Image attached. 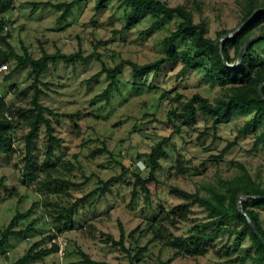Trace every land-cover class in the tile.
Here are the masks:
<instances>
[{
  "label": "rangeland",
  "instance_id": "obj_1",
  "mask_svg": "<svg viewBox=\"0 0 264 264\" xmlns=\"http://www.w3.org/2000/svg\"><path fill=\"white\" fill-rule=\"evenodd\" d=\"M45 1L56 4L68 0H14L13 7L3 15L6 20L3 33L8 34V42L21 56L24 49L33 58L40 57L42 50L72 53L80 49L83 55H93L86 63L69 65L57 61L50 64L38 85L44 91L40 102L56 114L49 115L54 135L61 140L52 151L53 159L58 158L55 173L79 185L50 194L40 190L35 181L26 180L22 170V136L27 127L22 122L15 123L14 151L0 155V179L3 178L0 232L15 213L29 208H32L31 214L20 219L15 229L32 224L34 231L10 237L8 243L0 247V264H11L31 244L51 233L53 203L71 204L113 176L118 179L106 193L100 195L97 191L74 215V229L59 233L67 241L64 264L78 262L79 249L91 259L108 264H240L238 258L253 251L246 237L237 242L233 234L222 231L202 243L203 255L176 254L158 241L147 245L151 234L146 228L149 220L157 217L161 206L169 210L183 202L170 191L172 186L205 194L208 185H216L218 179L238 173V163L243 164L253 178L264 182V146L253 147V133L235 139L238 128L251 115H237L229 123L218 125L216 130H207L212 117L202 113H197L193 124L181 125L182 119L170 115L171 110L180 112L185 100L194 93L210 101L223 93L213 78L204 77L203 68L181 71V60L165 63L158 70L141 76L133 75L130 67L122 64L116 71V86L111 89L108 100L93 99L109 82L103 73L88 85V79L101 70L103 64L113 68L121 60L141 64L162 56L161 40L177 28L179 19L167 21L144 12L129 17L131 7L121 0H112L100 10L95 9L94 0H85L73 7L65 20H58L60 10L33 5ZM162 1L171 6L182 4L192 10L195 22H206L210 38H215L217 31L236 28L241 18L237 0ZM0 48L8 50L1 43ZM175 48L181 52L189 46L178 41ZM250 56L256 63L264 62V42L256 43ZM4 61L8 69L0 75V96L8 104L29 107L34 90L28 67L15 69L14 58ZM175 124L181 125L178 133H172ZM262 128L264 121L257 130ZM170 134L171 139L165 145L168 158L161 161V168L156 172L157 182L148 184L150 201H144L138 188L137 197L131 202L134 174L138 172L141 177L148 174L146 155L153 145ZM229 142H234L232 147L222 158H217ZM45 144L42 126L34 151L39 165L45 158ZM177 163L180 174L176 173ZM37 175L40 180L45 173L41 171ZM259 214L264 229V210ZM208 220L207 212L195 204L185 221L175 225L165 222L166 232L180 236L202 234L211 230L213 224L202 228L201 233L192 228ZM119 223L124 229L122 246L107 241L108 236L119 239ZM224 224L233 226L232 221H224ZM131 231L132 236H128ZM45 246L48 247V243ZM144 246L145 251L132 261L138 248ZM227 249L232 250L230 255ZM57 262L56 253H52L33 264ZM243 264L257 263L247 260Z\"/></svg>",
  "mask_w": 264,
  "mask_h": 264
},
{
  "label": "trees",
  "instance_id": "obj_2",
  "mask_svg": "<svg viewBox=\"0 0 264 264\" xmlns=\"http://www.w3.org/2000/svg\"><path fill=\"white\" fill-rule=\"evenodd\" d=\"M84 1L68 0L56 4L45 1L33 3V5L60 10L61 13L58 20H65L73 7ZM110 1L112 0H94L95 9H103ZM121 1L131 7L129 17L139 12L153 13L167 21L178 18L179 23L175 30L161 40L162 56L141 64L131 60H121L113 68L106 67L103 64L101 70L88 79V85L91 80L103 73L109 78V82L105 89L93 99L103 97L106 101L108 100L111 89L116 86V71L122 64H127L133 75L141 76L158 70L165 63L181 60V71L191 68H203L205 70L204 77L213 78L223 93L212 101L199 93H194L185 100L180 112L171 110L169 112L170 115L173 114L177 118L182 119L181 125H191L195 122L197 113H202L212 117V124L207 130H216L218 125L229 123L237 115L250 114V118L238 128L235 139L245 134L253 133V147L264 146V128L260 131L257 130V127L264 121V62L256 63L250 56L253 46L258 42H264V37L250 44L242 53L241 60L238 61V53L243 43L256 36V33L257 35H264V10L256 12L249 18L254 11L264 8V0H237L241 18L236 28L249 19L240 30L223 40L222 51L220 49V38L232 33L236 28L217 31L216 37L210 38L207 36L206 22L203 20L195 22L192 10L182 4L171 6L162 0ZM193 2L198 6L197 2ZM13 3L14 0H0V43L8 49L5 51L0 48V63L5 62L4 60L7 58H14L17 62L15 69L28 67L29 74L32 76L31 88L34 92L29 107L8 104L0 96V155H9L14 151L12 130L15 123L18 121L22 122L27 127V132L22 136L24 142V164L22 170L27 178L26 180L38 183L40 190H45L50 194H59L67 188H75L79 184L55 173L58 158L56 161L53 159L52 151L54 146H59L61 140L54 135L49 115L55 116L56 114L40 102L44 91L38 85L41 83V75L50 64L57 61L69 65H74L77 62L86 63L93 55H83L80 49L72 53H64L60 50L49 53L42 50L41 56L38 58H33L24 49V55H18L8 42V34L3 33L6 26V20L3 15L13 7ZM178 41L186 42L189 48L181 52L177 51L175 45ZM222 55L225 59H223ZM261 86L262 96L259 93ZM67 116L72 117L70 114H67ZM168 121L171 122V119L169 118ZM181 125L175 124L172 133H178ZM42 126L46 137L45 158L42 164L39 165L34 151L37 147L36 141ZM204 133L200 134V136L204 135ZM171 135L160 139L146 155L144 162L149 169L148 174L145 177H141L138 172L134 174L131 202L137 197L138 188L144 195V201L146 203L150 201L148 184L157 182L156 172L161 168V161L168 158L165 145L169 143ZM233 144L234 142H229L216 157L222 158ZM238 167L239 172L235 175L225 179H218L216 185H208L205 194H201L199 191L187 192L172 186L170 191L177 194L183 202L176 204L169 210H165L161 206L157 217L149 220L146 231L151 234V237L148 239L147 245L158 241L172 248L176 254L203 255L205 248L202 243L217 236L218 233L226 231L233 234L237 242L245 237L248 238L253 246L252 252H247L244 256L238 258L240 264L247 260L257 264H264V244L248 222L250 220L255 224L264 239V229L261 225L259 214L260 210H264V182L253 178L243 164L238 163ZM179 168L180 165L177 163L176 173L178 174L182 173ZM41 171L45 173V176L39 180L37 174ZM117 179L118 176H113L106 181H101L102 185L99 188L75 199L71 204L59 205L58 203H53L54 209L51 223L54 226V231L56 233L72 231L75 227L73 217L78 210L97 191H99L100 195L105 194L110 185ZM2 182L3 178L0 179V187H2ZM239 200L243 213L238 211ZM195 204L207 212L209 220L195 224L192 230L201 233L202 228L213 224L211 230L202 234L187 236L167 233L165 222L169 223V225H175L185 221L191 213V207ZM31 211L32 208H29L26 212L15 213L8 225L0 232V247L5 246L12 236H24L34 231L32 224H28L22 229H15L17 222L22 218L28 217ZM224 221H232L233 226L225 225ZM119 232L118 240H113L111 236H108L107 241L111 242L112 245L122 246L124 229L121 223H119ZM53 235L54 233L51 232L31 244L27 251L11 264H33L52 253H56L57 246L55 244L50 247L45 246ZM128 236H132V231ZM41 245L44 246L40 247ZM145 249L146 246L138 248L131 258L132 261L137 260ZM78 252L80 260L74 264H108L104 261L91 259L81 249ZM226 253L230 255L232 250L227 249Z\"/></svg>",
  "mask_w": 264,
  "mask_h": 264
},
{
  "label": "water",
  "instance_id": "obj_3",
  "mask_svg": "<svg viewBox=\"0 0 264 264\" xmlns=\"http://www.w3.org/2000/svg\"><path fill=\"white\" fill-rule=\"evenodd\" d=\"M263 10H264V8H261V9H258V10H256V11H254V12L252 13V15H251L249 18H251L256 12H258V11H263ZM249 18H248V19H249ZM248 19H247V20H248ZM247 20H246L245 22H243L238 28H236L232 33H229V34H227V35H225V36H223V37L220 38V49H221V51L223 50V40H224L225 38H227V37H230L232 34H235L238 30H240V29L243 27V25L247 22ZM262 37H264V35H256V36L251 37V38H250L249 40H247L246 42H244L243 45H242V47H241V49H240V51H239V53H238V61L241 60V55H242V53L244 52V50H245L250 44H252L253 42H255L256 40H258V39H260V38H262ZM222 57H223V59H225L223 55H222ZM261 89H262V86H261L260 89H259L260 96H262V94H261ZM238 211H239L240 213H243V211H242V209H241L240 200L238 201ZM248 222H249L251 228L253 229V231L259 236V238L261 239L262 243L264 244V239H263V237L261 236V234L259 233V231H258L257 227L255 226V224H254L253 222H251L250 220H248Z\"/></svg>",
  "mask_w": 264,
  "mask_h": 264
},
{
  "label": "built area",
  "instance_id": "obj_4",
  "mask_svg": "<svg viewBox=\"0 0 264 264\" xmlns=\"http://www.w3.org/2000/svg\"><path fill=\"white\" fill-rule=\"evenodd\" d=\"M8 65L5 62L0 63V75L5 73V71L8 69ZM54 235L52 238L48 241V247H50L52 244H55L57 246L56 249V255L58 257L57 264H64V256L67 249V241L63 239L61 234L56 233L54 229L51 230Z\"/></svg>",
  "mask_w": 264,
  "mask_h": 264
}]
</instances>
